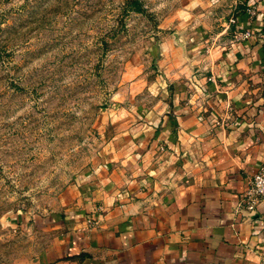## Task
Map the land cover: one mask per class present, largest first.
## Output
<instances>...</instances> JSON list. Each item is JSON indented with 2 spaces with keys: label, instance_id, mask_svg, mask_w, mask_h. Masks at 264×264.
<instances>
[{
  "label": "crops",
  "instance_id": "obj_1",
  "mask_svg": "<svg viewBox=\"0 0 264 264\" xmlns=\"http://www.w3.org/2000/svg\"><path fill=\"white\" fill-rule=\"evenodd\" d=\"M240 1L232 23L214 20L209 41L161 45L163 76L146 84L144 101L101 118L109 131L92 165L74 175L48 216L50 241L26 264L264 257V199L248 216L236 208L264 164V0ZM237 30L250 36L226 42Z\"/></svg>",
  "mask_w": 264,
  "mask_h": 264
},
{
  "label": "rangeland",
  "instance_id": "obj_2",
  "mask_svg": "<svg viewBox=\"0 0 264 264\" xmlns=\"http://www.w3.org/2000/svg\"><path fill=\"white\" fill-rule=\"evenodd\" d=\"M238 1L0 0V264L44 250L48 216L109 131L101 118L163 76L161 45L209 41Z\"/></svg>",
  "mask_w": 264,
  "mask_h": 264
},
{
  "label": "built area",
  "instance_id": "obj_3",
  "mask_svg": "<svg viewBox=\"0 0 264 264\" xmlns=\"http://www.w3.org/2000/svg\"><path fill=\"white\" fill-rule=\"evenodd\" d=\"M232 21V20H230ZM250 36L247 30L234 31L231 35L233 40H243ZM264 199V164H262L248 180V186L239 198L236 208L242 210L245 216L253 213L256 206ZM257 264H264V257Z\"/></svg>",
  "mask_w": 264,
  "mask_h": 264
}]
</instances>
